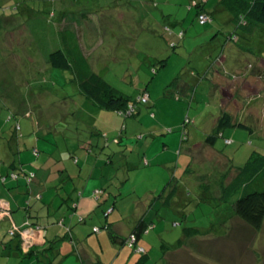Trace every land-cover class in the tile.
Instances as JSON below:
<instances>
[{"label":"rangeland","instance_id":"obj_1","mask_svg":"<svg viewBox=\"0 0 264 264\" xmlns=\"http://www.w3.org/2000/svg\"><path fill=\"white\" fill-rule=\"evenodd\" d=\"M192 1L197 2L0 1V171L18 163L22 150L29 173L17 172L29 177L27 184L34 173L54 177L63 168L70 172L59 184L63 187L43 190L49 210L45 206L42 213L53 220H40L46 226L49 222L48 230L56 229L52 235L70 233L57 219L72 221L70 200L77 204L84 182L105 173L113 178L106 187L103 181L104 195L93 192L96 211L85 222L79 216L81 221L71 224L85 239H97L98 229L81 231L80 226L93 221L100 225V216L106 221L110 213L107 206H115L129 219L146 212L151 230L144 237L147 264H169L167 256L170 264H264V223L253 229L234 215L233 199L224 195L238 167L264 157V26L226 46L233 31V25H226L230 14L223 10L218 19L200 24ZM27 4L36 10H27ZM66 29L83 40L92 69L129 97L126 114L93 104L80 93L70 71L50 64L48 55L60 47ZM229 68L231 93L222 104L223 96L211 85L216 71ZM191 70L199 74L197 81H188ZM187 81L194 85L192 92ZM144 93L151 94L149 102L140 101ZM225 113L233 126L207 145L212 124ZM189 117V139L182 145ZM196 143L203 145L193 156L187 148ZM42 161L49 165L37 168ZM0 188V195H10L3 179ZM102 232L110 238L105 227ZM6 236L3 245L0 241V264H18V238ZM121 260L127 263L129 257Z\"/></svg>","mask_w":264,"mask_h":264},{"label":"crops","instance_id":"obj_2","mask_svg":"<svg viewBox=\"0 0 264 264\" xmlns=\"http://www.w3.org/2000/svg\"><path fill=\"white\" fill-rule=\"evenodd\" d=\"M231 71L230 68L227 70L224 69L223 72L218 70L214 73L213 76L214 81L212 82L211 87L214 85L218 89L216 91V94L223 96L221 99L222 104L224 103L223 100L225 99V95L226 94L229 95L231 93V86H230L231 84H229L231 83L230 80L233 73V72L231 73ZM194 73L195 71L191 70V74H188V81L191 80V79L189 80V77L197 81ZM196 75L199 74L197 73ZM228 84L230 87H228ZM186 85H190V83L188 82ZM198 88L194 91V97ZM212 90L213 89L210 88L208 95L211 94ZM150 99H151V94L149 95V101ZM214 126L215 124H212V128ZM98 129L100 130L99 126ZM208 133L209 131H207V134ZM221 134H223V132ZM188 139L189 138H187V140ZM181 143L182 142H180V144ZM184 143L185 142H183L182 145ZM17 145H18V141H17ZM199 145L202 146L203 143H196L192 145L190 148L188 147L187 150L190 149L192 155L194 156L195 154H197L195 152V149H198ZM178 151L181 153L182 147ZM35 152L39 154L41 151L35 149ZM18 158H19L18 163H10L9 165H7L8 169L6 168L7 169L6 172H4L5 171L4 167L0 171L1 173L0 179H3L4 182V188H5L4 192L10 194L9 196L0 195V206L3 208V210H0V212L3 213V214L1 213L2 215H0V226L3 227V229H0V241H3L1 242V244L3 245L7 239L6 234L8 233L10 235L9 231L11 229L16 227L18 228L24 227L29 230V233L31 234L32 238L30 239L29 242L30 244L28 247H25L23 243H20L21 241L19 238L18 242L21 246V250H23L24 253H28L31 249L34 248L37 250L38 249L46 250V254H47L46 258H44L43 260L42 259L35 260V257L31 256L32 257L31 259L20 261L18 262V264H147L148 263L149 253L145 244L146 241L144 240L145 239L144 237L145 234L149 235L151 233L150 227L149 230L138 239V246L144 247L145 253H140L139 251L134 250L135 248L133 249V247L129 246L128 243L126 245L129 248L127 249L123 248L125 244L122 245L118 242H115L111 236L110 238H108L105 232H102V228H104L105 225L112 223L114 229L118 234L128 237L133 233L136 226L139 224L141 220L143 219L146 220V215H145L146 212L143 213L144 211L138 213L133 219H129V217L128 218L125 217L124 215L125 213L123 211H116L115 206H107V208L110 207L109 210H112V212L106 215V221L104 219L105 216L103 214L102 216H100L101 217L100 225L97 222L93 221L88 223V225L86 226L83 225L80 226L79 228V230L81 229V231L87 230L89 232H93L95 228H99V231L97 230V239L92 237H90L89 239H85L84 236L82 237V234L80 232H77V228L72 229L71 224L75 222L74 220L79 221L80 220L79 216L84 217L82 218L83 219L82 222H85L86 221L85 216H88V214H90L91 212L96 211L94 209L95 197L93 196V192L95 191L94 195H99V194L104 195L106 193L105 187L107 186L109 181L113 178L111 175H107L104 173L102 175L97 174L96 176H94L93 174L92 178L84 182L83 190L81 191L82 193L80 195L81 200H79L77 204H75L74 200H70L72 204L74 203V208H73L74 210H72V213H70V217L73 216L72 221L71 220L69 221L68 219L65 220L64 216L61 219H57L58 224H62L66 226L65 229L70 233L66 232V234L63 236L60 234L52 235L54 232H56L55 231L56 229L51 228L48 230L49 222L46 226L40 220V219H45V217L47 220H53L52 215L48 214L47 216H44V214L42 213V211H44L43 208L45 206L48 207V203H49L48 200L45 198V192H43V190L44 189L50 190L55 188L57 190V188L60 187L59 184L70 177L69 174L70 172L69 173L66 172V169L63 168L60 169V172H57L54 177H52V174L50 176L40 175L41 177H39V175L35 173L36 177L38 178L37 181L35 180L32 184L28 185L25 181L26 178L24 179L19 174H18L19 177H17L16 180H12L11 175L17 174L18 173L17 170L19 168L22 174L24 172L26 175L28 172V167H27L28 160L23 159L22 150L20 151V153H18ZM146 161H147L146 164H148V158ZM48 165L49 164H47V162L42 161L41 163L37 164V168L40 169ZM149 165L150 164H148V166ZM60 173H62V175ZM99 181H101V183ZM103 181H105L104 184L106 183L107 184L105 185V187L102 188ZM53 182L57 183V185L55 184L53 185ZM26 185H28L27 188ZM25 189L27 190L24 191ZM79 189L80 188H78L77 190ZM23 191L25 192L24 193L25 196H23V198L21 199ZM29 192L32 194V196L36 194L37 195L40 194L42 197H40L41 198L40 200L32 199L30 195H27ZM44 200H46L47 202H42ZM104 202H106V204L108 203V205H111L110 201L108 202V198H106ZM112 214L115 216L114 217L111 216L112 217L111 218L110 215ZM50 234L51 236H49ZM74 234H76L77 237H74ZM62 239L65 242H63ZM97 240L99 245L96 243ZM93 242H95L96 244L94 245ZM5 245L4 247H6ZM181 245L182 247L184 246L183 243H181ZM100 248L102 250L101 252L99 250ZM130 248L133 250H131ZM106 250H107V255H105ZM138 254L141 255L137 256ZM125 255L129 257L127 263L121 260L122 256ZM47 257H49L50 259H47ZM165 260L170 264V260L168 259V256L166 257Z\"/></svg>","mask_w":264,"mask_h":264},{"label":"trees","instance_id":"obj_3","mask_svg":"<svg viewBox=\"0 0 264 264\" xmlns=\"http://www.w3.org/2000/svg\"><path fill=\"white\" fill-rule=\"evenodd\" d=\"M196 1L197 2L195 3L192 1L191 4L196 8V17L198 20L201 14H205L209 17L207 22H213L214 19L218 17V12L220 11L224 10L230 14V17L226 20V25H233V31L229 33V36L226 39V46L230 42L237 41L239 38L238 36L242 37L243 34H252L254 29L264 26V0H211L209 3L208 0ZM23 6L24 5L22 4L20 7L18 6L20 13L23 11ZM25 7L31 12L35 9L29 4ZM13 8V6L9 7L11 12H14ZM82 42L79 39V35L73 29L63 30L60 47L56 48L48 55L50 64L55 68L70 71L73 74V79L77 83L80 93H82L87 99H90L93 104L108 111L122 112L123 114H126L127 109L129 108V97L116 91L108 81L92 69L90 59L85 53L84 43L82 44ZM160 64L162 65L161 62ZM194 75L196 76V72ZM176 83L177 80L173 84ZM180 89L182 90V88ZM189 89L192 92L194 85H190L187 90ZM183 92H185L184 88ZM185 93H187L186 95H188V98L190 99L188 92ZM189 121L192 123L190 117L186 119L185 122L182 142L188 138L189 131L187 130V126L189 125ZM230 126H233L232 117L230 114L225 113L219 118L210 134H208L205 141L206 144L214 145L216 137H219L222 131ZM239 126L244 125L240 123ZM238 170L239 172L236 177L225 187V198L233 199L235 216L245 221L253 229L260 230L264 223V157L259 155L252 157L244 166L238 167ZM18 174L19 173H17V177ZM31 178L33 180L30 184L38 179L36 174ZM28 180L29 177H26V183ZM62 186L63 185H60V187ZM29 195L32 199L35 198L38 200L42 197L40 194L32 196L30 192ZM109 212L111 213L112 210H109ZM105 227L115 242L122 245L129 242L130 236L125 237L118 234L112 223L105 225ZM149 227L150 223L145 219L141 220L136 226L132 233L133 236H135L133 246L135 250H137L136 247H141L138 246V239L149 230ZM188 234H190V232L184 233V235ZM10 236L18 238L19 241V237L12 236L11 234ZM17 243L16 251L21 258L20 261L31 259V256L35 257V260H43L47 256L46 250H37L34 248L28 253H23L19 242ZM47 259L50 258L47 257Z\"/></svg>","mask_w":264,"mask_h":264},{"label":"built area","instance_id":"obj_4","mask_svg":"<svg viewBox=\"0 0 264 264\" xmlns=\"http://www.w3.org/2000/svg\"><path fill=\"white\" fill-rule=\"evenodd\" d=\"M208 20H209V17L207 15H205V14H201L199 16V22L202 23V24L206 23ZM140 101L144 102V103L148 102L149 101V94L148 93H144L140 97ZM133 109L134 108L131 107V109L129 111H131ZM12 176L13 177H17V174H12ZM6 211H7V209H6ZM1 213L2 212H0V215L3 214V213L2 214ZM97 229L99 230V228H97ZM9 232H10V234L12 236L19 237L22 240L23 245H25L26 242H30V239L32 238L31 234L29 233V230L24 228V227H19V228L16 227V228L11 229ZM134 242H135V236H133V234H131L130 238H129V242H128L129 246L133 247L134 246ZM136 248H137V251H139L141 253L145 252L143 247H136Z\"/></svg>","mask_w":264,"mask_h":264},{"label":"water","instance_id":"obj_5","mask_svg":"<svg viewBox=\"0 0 264 264\" xmlns=\"http://www.w3.org/2000/svg\"><path fill=\"white\" fill-rule=\"evenodd\" d=\"M81 221V219L79 220V222Z\"/></svg>","mask_w":264,"mask_h":264}]
</instances>
